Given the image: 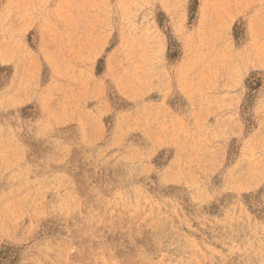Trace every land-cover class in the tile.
<instances>
[{
  "label": "rangeland",
  "instance_id": "1",
  "mask_svg": "<svg viewBox=\"0 0 264 264\" xmlns=\"http://www.w3.org/2000/svg\"><path fill=\"white\" fill-rule=\"evenodd\" d=\"M0 264H264V0H0Z\"/></svg>",
  "mask_w": 264,
  "mask_h": 264
}]
</instances>
